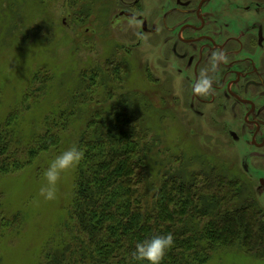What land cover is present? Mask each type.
<instances>
[{"label":"rangeland","instance_id":"1","mask_svg":"<svg viewBox=\"0 0 264 264\" xmlns=\"http://www.w3.org/2000/svg\"><path fill=\"white\" fill-rule=\"evenodd\" d=\"M103 3L0 0V125L11 118L22 146L48 135L59 139L58 147L0 178V264H95L99 241L73 207L81 165L62 178L56 201H43L38 190L53 155L73 144L86 151L81 144L102 134L94 131L101 124L117 128V141L124 130L144 147L148 188L174 173L186 181L206 174L237 182L239 188L229 187L239 194L233 204L246 209L251 197L256 220L222 242L208 229L201 264H264V194H256L253 173H242L221 123L208 121L206 95L182 93L186 86L176 72L161 69L154 48L128 49ZM109 128L94 153L110 144ZM213 190L210 183L207 228L219 203Z\"/></svg>","mask_w":264,"mask_h":264},{"label":"trees","instance_id":"2","mask_svg":"<svg viewBox=\"0 0 264 264\" xmlns=\"http://www.w3.org/2000/svg\"><path fill=\"white\" fill-rule=\"evenodd\" d=\"M10 120L0 125V178L24 168L40 153L59 145L57 136L48 135L39 144L23 147ZM110 126L101 124L94 131L103 134L104 128ZM119 131L117 141V128H109L106 136L110 144L106 142L97 154L94 151L102 134L96 132V139L89 138L81 144H85V159L82 170L77 172L73 207L81 223L88 226L90 238L99 241L95 264H126L127 254L137 241L167 233L172 234L174 246L165 256L164 264H201L206 262L208 229L215 241L222 242L219 240L227 234L250 227L256 220L253 210L250 212L251 197L246 209L233 204L239 194L229 187L239 185L228 178L219 182L204 174L186 181L174 173L164 175L156 186L153 183L148 188L145 181L148 169L141 159L144 147L129 140L124 130ZM210 183L217 190L214 199L219 203L212 210L217 211L216 220L207 228L206 188Z\"/></svg>","mask_w":264,"mask_h":264},{"label":"flooded vegetation","instance_id":"3","mask_svg":"<svg viewBox=\"0 0 264 264\" xmlns=\"http://www.w3.org/2000/svg\"><path fill=\"white\" fill-rule=\"evenodd\" d=\"M94 1L106 2L128 49L156 50L161 69L186 86L182 93H196L201 72L223 57L210 72L215 83L206 115L221 123L242 173H253L256 194H264V0Z\"/></svg>","mask_w":264,"mask_h":264},{"label":"clouds","instance_id":"4","mask_svg":"<svg viewBox=\"0 0 264 264\" xmlns=\"http://www.w3.org/2000/svg\"><path fill=\"white\" fill-rule=\"evenodd\" d=\"M223 57L212 58L211 70L201 72L194 91L201 95L210 94L213 91L215 65ZM85 150L73 144L53 157L42 169L41 184L38 196L45 202H53L58 199L59 185L62 178L74 172L84 161ZM174 246V238L171 233L150 235L135 243L134 249L127 254L126 264H164L167 253Z\"/></svg>","mask_w":264,"mask_h":264}]
</instances>
